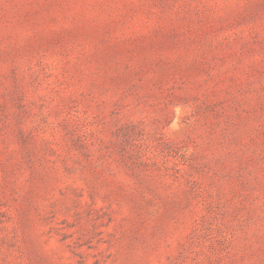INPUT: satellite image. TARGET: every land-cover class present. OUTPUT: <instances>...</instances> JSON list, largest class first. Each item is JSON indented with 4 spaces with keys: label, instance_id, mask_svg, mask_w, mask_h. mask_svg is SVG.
Here are the masks:
<instances>
[{
    "label": "rangeland",
    "instance_id": "rangeland-1",
    "mask_svg": "<svg viewBox=\"0 0 264 264\" xmlns=\"http://www.w3.org/2000/svg\"><path fill=\"white\" fill-rule=\"evenodd\" d=\"M0 264H264V0H0Z\"/></svg>",
    "mask_w": 264,
    "mask_h": 264
}]
</instances>
